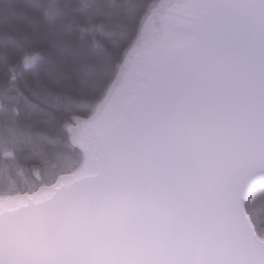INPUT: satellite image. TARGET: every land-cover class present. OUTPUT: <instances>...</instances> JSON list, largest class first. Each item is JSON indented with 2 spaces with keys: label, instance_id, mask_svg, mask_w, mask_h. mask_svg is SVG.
<instances>
[{
  "label": "snow or ice",
  "instance_id": "6c2138e0",
  "mask_svg": "<svg viewBox=\"0 0 264 264\" xmlns=\"http://www.w3.org/2000/svg\"><path fill=\"white\" fill-rule=\"evenodd\" d=\"M0 264H264V0H0Z\"/></svg>",
  "mask_w": 264,
  "mask_h": 264
},
{
  "label": "trees",
  "instance_id": "16d2710c",
  "mask_svg": "<svg viewBox=\"0 0 264 264\" xmlns=\"http://www.w3.org/2000/svg\"><path fill=\"white\" fill-rule=\"evenodd\" d=\"M18 179V178H17Z\"/></svg>",
  "mask_w": 264,
  "mask_h": 264
}]
</instances>
